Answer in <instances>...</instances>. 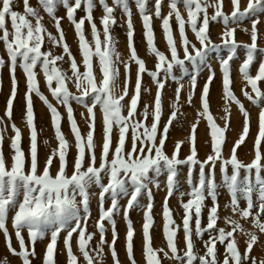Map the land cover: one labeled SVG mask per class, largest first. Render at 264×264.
<instances>
[{
    "label": "snow or ice",
    "instance_id": "6c2138e0",
    "mask_svg": "<svg viewBox=\"0 0 264 264\" xmlns=\"http://www.w3.org/2000/svg\"><path fill=\"white\" fill-rule=\"evenodd\" d=\"M231 12L224 11L225 0H168V13L163 15L164 0H154V15L161 20V28L167 46V52L161 51L155 42V33L152 26L153 16L149 14V0H134L140 14L143 26V37L147 45V52L154 56L155 70L146 67L144 59L140 58L135 47V30L132 22V12L128 0H114L127 16V48L129 55L123 59L117 49L118 40L111 35L110 29L115 24L113 8L109 7L106 0H100L104 10L101 19L103 25V40L97 25L94 22L93 0H75L70 4L69 0H38V4L44 12L54 21L57 35H53L43 23V17L37 8L31 6L30 0H23L24 12L21 14L13 10L14 0H0V41L3 42L8 60L0 56V71L6 63L11 78V94L6 102L5 116L11 122L12 131L10 149L12 151L11 166L6 164L3 154V141L8 125L0 117V232L3 233L8 251L22 260V264H31L29 257H35V243L45 238L50 231V241L46 246L43 264H55V254L58 239L62 232H66L64 245L67 251V264H79V258L72 249V239L76 234L77 247L83 257L84 264H104V246L107 244L113 264H121L116 250V241L119 234L116 231L114 216L121 211L119 199L129 197L123 208L126 221L125 251L130 264H137L134 256L135 230L129 217L133 207L138 205L139 197L146 192L148 203L143 214L142 225V254L145 264H162L159 253L163 258L175 260L177 264H257L251 251L258 243L256 231L246 230L239 220L231 216L225 217V224L231 230L217 227L219 220V205L217 184L215 181V166L220 162L222 182L227 187L231 196L230 207L233 215L239 214L240 218L247 221L251 218L252 228L264 234V153L261 151L264 144V91L259 87L264 82V59H261L255 75L251 74V68L259 52L264 55V48L258 47L260 16L264 13V0H248L246 7H241V0H229ZM62 4L66 9L69 22L74 26L79 41V52L82 57L83 71L80 70L75 56L66 43L65 34L61 27L63 17L56 16L57 5ZM84 4L85 16L79 20L75 13ZM181 5L187 13V19L180 11ZM209 8L214 11L209 15ZM28 17H31L30 20ZM175 18L179 41L173 35L172 18ZM254 17V18H253ZM246 19L251 20L250 43L241 45L237 42V28ZM8 20L11 22V31L8 29ZM35 21V23L32 22ZM91 25L94 47L88 42L84 34L85 21ZM221 23L223 30L220 34V43L212 41L210 36V24ZM186 28L194 34V40L187 35ZM248 33V29H243ZM45 39L55 47H62V54L56 55L52 49L43 51ZM243 48L245 59L239 66V73L245 82L242 88L243 96L258 107V133L254 140V159L251 163L244 164L237 156V149L246 141L250 133V113L243 102L235 95L232 89L231 61L236 58L237 50ZM222 49L227 50V56L219 57V66L222 74V94L225 101L221 117L224 126H219L210 111V87L215 79V72L208 63L211 53L219 54ZM65 56L70 61L69 75L58 62L64 61ZM98 60L99 78L94 72L93 58ZM137 66L134 86H131V65ZM192 67L189 73L186 65ZM124 69L123 84L120 83V68ZM203 67L209 69L201 92V108L197 110V120L190 126L189 155L180 159V151L183 141L174 144L172 154L165 151L166 141L171 126L178 119L180 113L181 93L184 89L183 79L189 76V91L187 103L192 105L197 87L198 76ZM19 67L26 79L25 112L23 120L29 129V149L26 156L21 147L22 135L15 122H12L14 101L18 95V79L16 70ZM39 67L43 73L45 85L56 102L62 105L67 113L69 128L75 139L76 155L73 161L71 175L67 173L69 143L62 131L63 116L58 108L51 103L39 87L36 69ZM180 70L176 75L174 70ZM147 74L156 86L154 101L145 103L143 109H139L142 91L151 93L148 87H142L143 76ZM171 81L177 84L174 100L170 104V114L161 126L163 117V90ZM69 84L76 89L71 91ZM2 86V77H0ZM131 87V94H130ZM250 87L251 91L247 89ZM33 94H35L47 107L51 117L58 147L52 149L51 154L44 161L42 171L39 170L38 160V132L35 125V112L33 106ZM127 98V103L124 101ZM86 109L87 116L81 113L86 120L88 131L82 135L74 116L72 104ZM235 104L243 116V130L231 149V155L225 159L222 155L223 145L226 142V131L230 124V105ZM151 107L152 111H149ZM100 112V124L102 127V141L99 157L97 156V144L94 133L97 124L96 110ZM126 110V114H125ZM149 118L151 123L149 124ZM200 118L206 121L211 137L212 154L204 161L197 159L196 132ZM116 133L115 140L113 133ZM130 137L131 146L127 141ZM45 145L49 143L44 141ZM58 159V170L55 175L51 173L54 160ZM87 159V165L85 161ZM27 165V170H26ZM188 165V183L191 197L184 202L180 193L181 207L183 209V243L184 249L178 247V233L180 225L176 224L168 201L176 190V177L178 166ZM196 165H199L198 186L191 184V174ZM211 165L208 177L205 176V167ZM232 168V174L228 175V166ZM241 170L245 172L243 180L240 178ZM253 171L255 173L253 184ZM167 173V193L163 202V235L168 251L163 248L153 247L151 229L155 223L152 215L154 198L149 184L159 188V177ZM105 178L107 183L104 182ZM95 185L99 191V219L95 222V228L99 232L100 240L91 247L95 232H88V221L91 218L89 189ZM241 185H243L241 187ZM258 186V207L253 213L254 203L252 193ZM207 190V196L205 195ZM240 192L246 201V207L240 208L237 193ZM22 195V199L18 197ZM110 198L111 205L105 208V198ZM79 198V199H78ZM210 198L212 204L208 207L207 224L202 226L205 200ZM10 210H14L11 217V227L15 238L19 243V251L13 247L12 233L8 228ZM194 218L195 228L192 221ZM105 221L111 225L112 241L106 239L108 229ZM27 229L31 250L25 243L22 231ZM209 238L203 240L204 234ZM243 235L245 250L243 253L238 248L235 234ZM201 239L204 246V254L199 255L195 249V240ZM217 244L224 246L223 260H219ZM169 252L171 255H169ZM0 264H9L7 257L0 260ZM264 264V259L259 261Z\"/></svg>",
    "mask_w": 264,
    "mask_h": 264
},
{
    "label": "rangeland",
    "instance_id": "374dc122",
    "mask_svg": "<svg viewBox=\"0 0 264 264\" xmlns=\"http://www.w3.org/2000/svg\"><path fill=\"white\" fill-rule=\"evenodd\" d=\"M75 0H69L70 4H74ZM248 0H241V7L247 6ZM106 3L109 7L113 8V17L115 19V24L112 25L110 32L111 35L116 37L118 40L117 43V49L121 53V56L123 59H127L129 55V51L127 48V16H125L122 8L114 3V0H106ZM31 6L38 9L40 15L43 17V23L46 26V28L53 33V35H57L56 29L54 27V21L49 17L43 10V8L38 4V0H30ZM93 11L92 16L94 19V22L97 25V29L100 33V38L103 40V25L101 24V19L104 16V10L103 7L100 4V0H93ZM129 7L132 12V22L135 30L134 35V43L135 47L137 49L138 55L140 58L144 59L146 62V67L149 70H155V57L150 56L147 52V45L143 37V26H142V20L140 17V14L137 10L136 4L134 3V0H128ZM154 0H149L148 4V11L149 14L153 16L152 20V26L155 33V42L157 47L161 51L167 52V46L164 40L163 31L161 28V20L157 19L154 15ZM85 6L84 4L81 5L80 9H78L75 13V17L77 20H79L81 17L85 16ZM13 10L20 12L23 14V0H14L13 3ZM163 15H167L169 9H168V0H164L163 4ZM181 13L184 15L185 19H187V13L183 6L180 7ZM209 15L213 13V9L209 8ZM224 11L226 13L231 12V5L229 0H225V7ZM56 16L63 17L61 20V27L65 34V40L66 43L69 45L70 51L75 56V59L80 66V70L83 71V65H82V57L79 52V41L78 37L75 33L74 26L69 22L66 15V9L62 4L57 5V11ZM260 16V23L258 25L259 30V39H258V47L264 48V13L258 14ZM30 20L31 17H28ZM254 18V17H253ZM33 23H35L34 20H32ZM172 28H173V35L179 41V33L177 24L175 21V18H172ZM8 29L11 31V22L8 20ZM232 27L237 28L236 32V39L237 42L241 45L250 43V30H251V20L246 19L240 24L232 25ZM247 28L248 33H245L243 29ZM223 30V26L221 23L213 22L210 24V36L213 42L220 43V34ZM187 35L190 39L194 40V34L191 32L190 29L186 28ZM2 34V33H0ZM84 34L88 42L94 47V42L92 40V34H91V25L88 23V21H85L84 24ZM49 49H52L53 53L56 55L62 54L63 49L62 47H55L53 48L52 45L45 39V43L42 47L43 51H47ZM0 56H2L5 61L7 62L8 57L7 53L4 50L3 42L0 41ZM227 56V50L222 49L219 54L213 52L208 57V63L211 65L212 70L215 72V79L213 80L211 87H210V95H209V102H210V111L213 115L215 122L223 127L224 126V120L221 119L225 115L223 112V106H224V99L222 94V74L220 71L219 66V57H225ZM245 59V52L243 48H240L237 50V56L234 58L231 63V78H232V89L235 93V95L243 102L245 105V108L250 113V133L248 137L246 138V141L237 149V156L238 158L244 163L248 164L251 163V161L254 159V140L258 133V114H259V108L252 105L250 101H248L242 94V88L245 87V82L243 81L238 69L240 64ZM261 59H264V55H261L259 52L256 54V60L251 68V74L255 75L258 65L261 61ZM58 66L61 67L64 71H66L69 75H71L70 71V61L68 60V57L65 56L64 61L58 62ZM188 67L189 73L192 71V67L190 64L186 65ZM93 68L94 72L97 74V77L99 78V64L98 60L94 57L93 58ZM38 76L37 79L39 81V87L40 90L43 92V94L48 98V100L53 103L54 106H56L63 116L62 120V131L70 145L69 147V155H68V167H67V173L71 175L73 171V161L76 155V148H75V139L73 134L70 131L69 123L67 120V113L65 108L58 104L56 100L52 97L50 91L45 85V80L43 73L40 71L39 67L36 69ZM136 72H137V66L135 63H132L131 65V86H134L135 79H136ZM176 75H180V70L177 68L174 70ZM209 75V69L207 67H203L200 71V74L198 76V82L197 87L195 90V95L192 101V105L189 106L187 103V93L189 91V76H185L183 79L184 89L181 93V99H180V113L182 115L178 114V119L173 123L171 126L170 132L168 134V139L166 141L165 145V151L167 154L171 155L173 151V147L175 142L177 141H183V147L180 151V159L186 158L187 155H189V134H190V126L192 123L196 122L197 120V110L201 108V92L203 84L205 83V80L207 76ZM16 76L18 79V95L16 100L14 101V107H13V116H12V122H15L17 127L21 131L22 140H21V147L24 150L26 156L28 154L29 149V129L22 119L25 112V93H26V79L22 72V70L17 67L16 70ZM0 77H2V86H0V117L4 119V123L8 125L7 131L5 133L4 141H3V154L6 160L7 166L10 168L11 166V156L12 151L10 149V142L11 137L15 135V133L12 131L11 128V122L8 120V118L4 115L6 110V102L11 94V78L9 75V69L7 66V63L5 67L0 71ZM124 80V69L123 66L120 68V83L123 84ZM70 90L75 92L76 89L72 86V84L68 85ZM142 87H148L151 89V93H146L142 91L141 101L139 105V109L142 110L145 103L151 104L154 101V96L156 92V86L151 81L150 77L145 74L143 76V83ZM177 87V84L169 81L163 90V117L161 121V126L163 123L167 120L171 108L170 104L174 100V93L175 89ZM259 87L262 91H264V82H261ZM248 91H251L250 87L247 89ZM130 94H131V87H130ZM33 106H34V112H35V125L38 132V160H39V170L42 171L44 161L46 160L47 156L51 154L52 149H55L58 147L57 140L55 138L54 130L51 124V117L49 110L47 107L43 104V102L35 95L33 94ZM124 103H127V98L124 101ZM262 105H264V101L261 102ZM72 107L74 109V116L78 123V126L81 130L82 135L86 136V133L88 131L87 122L85 119L81 117V113H84V116H87L86 109L83 108L80 105H77L73 102ZM149 111L151 112V107L149 108ZM230 111H231V117H230V124L229 128L226 131V142L223 145L222 149V155L225 159H228L231 155V149L234 146L235 141L239 138L240 134H242L243 130V116L239 112L238 107L235 104L230 105ZM97 124H96V130L94 133V139L97 144L96 152L97 156L99 157L100 153V144L102 141V127L100 124V112L97 109ZM126 114V110H125ZM148 123H151V119L149 118ZM116 133L114 130L113 133V139L115 140ZM48 140L49 143L45 145L44 141ZM128 147L131 146V140L130 137L127 141ZM196 149H197V159L200 161H204L209 154H212V148H211V137L209 135V129L206 125V121L203 118H200V123L198 125V129L196 132ZM262 153H264V144H262L261 147ZM264 163V161H262ZM87 165V159L85 161V166ZM220 162L217 161L215 166V181L217 184V194H218V205H219V220L217 227L219 228H225L226 230H231L228 225L225 224V217L231 216L233 219H237L240 221V223L243 225V227L246 230L249 231H256L258 235V243L254 245L251 256L255 257L257 260V264H259V261L264 259V234L259 233L256 229L252 228L251 225V218H249L247 221L240 218L239 214L233 215L232 209L230 207L231 203V196L228 192L227 187L222 182V173L220 170ZM27 170V165H26ZM58 170V159L54 160L53 166L51 168V173L55 175L56 171ZM188 165H180L178 166V175L176 177V190L171 196V198L168 201L169 207L172 211L173 219L175 220L176 224L180 225V231L178 233V247L181 250V254L184 249V243H183V230H182V220H183V209L181 207V196L180 193H184L182 199L184 202H187L191 197L188 195V193L191 191V187L188 183ZM199 165H196L192 174H191V184L193 187L198 186L199 182ZM205 176L208 177L210 171H211V165H207L205 167ZM228 175L232 174V168L229 165L227 169ZM262 176H264V172L261 173ZM245 176V172L241 170L240 178L243 180ZM255 173L253 171L252 177H253V184H255L254 181ZM166 177L167 173H164L159 177V188L154 187L152 184H149V188L152 189V195L154 198V207L152 209V215L154 217V225L151 229V236H152V243L153 247L156 249L163 248L165 251H168L166 240L163 235V202L164 198L167 193L166 188ZM105 183H107V179L104 180ZM243 185H241L242 187ZM91 199H90V209H91V218L88 221V232L93 233L95 232L94 239L91 241V247L95 248L97 243L100 240L99 232L95 228V222L99 219V191L100 189L97 188L95 185H93L90 189ZM205 195L207 196V190L205 189ZM129 197L122 196L119 199V204L121 207V211L117 213L114 216L115 222H116V231L119 234V238L116 241V250L118 252L119 260L121 264H130V262L127 259L126 251H125V237H126V221L123 215V208L127 204V200ZM237 198L239 200V206L240 208L246 207V201L243 198L242 193H237ZM22 199V195L18 197V200ZM79 199V198H78ZM252 199L254 203L253 213L257 211L258 207V186L254 187L253 193H252ZM148 203V197L146 192L142 193L138 200V205L133 207V209L129 213L130 220L132 222L133 228L135 230V236H134V256L137 261V264H145V260L142 254V225H143V214L146 210V205ZM212 204V201L210 198H207L205 200V208L203 211V219H202V226H206L207 224V212L208 207H210ZM111 205V200L106 196L105 198V208H108ZM14 214V210H10L9 217H8V228L10 233H12V244L13 247L16 248L17 251H19V243L15 238L14 231L11 227V217ZM262 220H264V216L261 217ZM105 226L108 229L106 232V239L110 243L112 241V230L111 225L108 224L107 221H105ZM192 227L193 230L195 228L194 218L192 221ZM22 235L25 238V243L31 250V244L29 242L27 229H24L22 231ZM66 235V232H62L60 234V237L58 239L57 248H56V254H55V264H67V251L65 249L64 245V237ZM209 238L208 234L205 233L203 236V240H207ZM235 238L238 243V248L241 251V253L244 252L246 244H245V237L239 233L235 234ZM195 240V249L197 251V254L202 255L204 254V246L203 241L201 239ZM50 241V231L46 233L45 238L42 240H38L35 243V257H29L31 264H43V258L46 252V246ZM72 249L75 255L79 258V264H84L83 257L80 254L77 242H76V234H74L72 239ZM217 248L219 251V260H223V253H224V246L217 244ZM104 253H105V260L104 264H113L110 251L108 248V245L106 244L104 246ZM169 255L171 253L169 252ZM159 256L162 259V264H177L175 260H169L166 258H163V253H159ZM4 257H7L9 264H22L21 258L18 256L12 255L5 244V239L3 236V233L0 232V260H2ZM247 264H251V261H248Z\"/></svg>",
    "mask_w": 264,
    "mask_h": 264
}]
</instances>
